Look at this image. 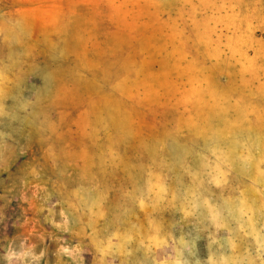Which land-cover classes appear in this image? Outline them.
I'll use <instances>...</instances> for the list:
<instances>
[{"label":"rangeland","instance_id":"1","mask_svg":"<svg viewBox=\"0 0 264 264\" xmlns=\"http://www.w3.org/2000/svg\"><path fill=\"white\" fill-rule=\"evenodd\" d=\"M0 264H264V0H0Z\"/></svg>","mask_w":264,"mask_h":264}]
</instances>
